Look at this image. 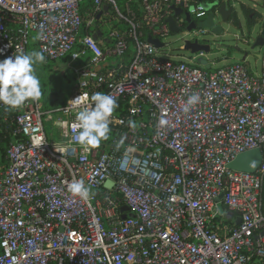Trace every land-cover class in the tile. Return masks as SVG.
<instances>
[{
  "label": "built area",
  "instance_id": "1",
  "mask_svg": "<svg viewBox=\"0 0 264 264\" xmlns=\"http://www.w3.org/2000/svg\"><path fill=\"white\" fill-rule=\"evenodd\" d=\"M206 1L0 0V60L45 50L46 60H68L74 78L55 109L28 101L9 118L0 104L1 120L24 138L4 160L0 151V264H264V46L256 74L243 62L212 69L207 60V69L197 62L204 53L169 55L162 42L206 32L185 19H204ZM97 91L119 107L110 139L84 152L73 124ZM192 93L200 103L185 112ZM252 148L262 154L254 172L228 168ZM74 177L91 186L90 201L67 191Z\"/></svg>",
  "mask_w": 264,
  "mask_h": 264
},
{
  "label": "clouds",
  "instance_id": "2",
  "mask_svg": "<svg viewBox=\"0 0 264 264\" xmlns=\"http://www.w3.org/2000/svg\"><path fill=\"white\" fill-rule=\"evenodd\" d=\"M43 38V33H38L33 37L34 40ZM44 51L32 50L23 54L17 52L18 55L14 57L9 56L0 60V104L4 105L6 109H18L28 101L41 99L43 93L41 81L37 75V66L46 62ZM83 99L89 101L88 95L85 94ZM200 99L197 93L188 95L183 110L189 112L192 107L200 103ZM73 102L79 106L81 97L79 96ZM118 107L117 98L113 95L99 91L93 92L90 96V102L76 112L73 128L78 129V133L72 137V141L78 144L84 152L99 148L103 141L110 139L112 131L110 124ZM167 123L168 121L163 118L162 114L159 125L163 127ZM128 126L134 129L137 124L130 119ZM125 140L126 137L121 136L115 142L117 150L125 145ZM67 191L72 196L79 197L84 201H90L91 197L94 196L91 186L86 184L82 177H74L68 182Z\"/></svg>",
  "mask_w": 264,
  "mask_h": 264
},
{
  "label": "rangeland",
  "instance_id": "3",
  "mask_svg": "<svg viewBox=\"0 0 264 264\" xmlns=\"http://www.w3.org/2000/svg\"><path fill=\"white\" fill-rule=\"evenodd\" d=\"M206 1V0H205ZM208 4V2H204ZM243 4V8L242 5ZM235 15L238 19V25H232L229 23H222L225 31L224 45H228L229 48H222L221 50L218 47L212 45V51L209 54H205V58L212 63V69L224 67L226 65L234 64L241 62L244 53H247L245 61L248 62V69L252 73L260 74L262 67L260 58L257 57V54H260L263 50V47L251 48L253 45L254 39L258 37L260 31L262 30V23L264 21V0H237L234 4ZM218 21V18L216 19ZM117 21L113 20L107 22L105 25L100 26V30L106 33L113 24H116ZM240 25V27H239ZM199 42H210L215 40L211 36H201L194 35V33H170L166 37L162 38V42L166 44L165 52L169 55L183 54L186 57L190 56V53L183 48L184 40H195ZM237 44V47L240 51L234 50L232 47ZM264 46V45H263ZM163 54V53H161ZM195 56V54H191ZM72 66L68 60H56L49 61L42 65L37 70V75L39 78H44L46 81V86L44 89L49 90L50 93L55 91L59 100L65 101L71 94V89L74 84L73 73L70 67ZM57 67V71H54V68ZM64 71L65 74L62 75L60 71ZM41 102L43 103L42 97ZM44 107V106H43ZM44 128L49 138L55 139L56 129L52 127L51 122L44 120ZM54 134V137L51 136Z\"/></svg>",
  "mask_w": 264,
  "mask_h": 264
},
{
  "label": "water",
  "instance_id": "4",
  "mask_svg": "<svg viewBox=\"0 0 264 264\" xmlns=\"http://www.w3.org/2000/svg\"><path fill=\"white\" fill-rule=\"evenodd\" d=\"M198 2H201L202 0H197ZM205 9L207 11L206 17L202 19L199 22H194L189 13H185V19L188 22L187 29L188 30H193V29H205L206 31H210L212 34H214L217 38H222V36L225 37L224 33V28L219 25L218 23H227L230 20H233V16L235 15L234 10V5L227 6L226 3H221L218 5V2L215 3H208L204 4ZM104 10H108V7L105 6ZM176 14L181 13V8H173ZM218 18V21L216 19ZM169 28L173 32H178V28L175 26L174 21L171 17L167 19ZM240 27V25H239ZM264 29L261 30L260 35L254 39L253 45L251 46L252 49L255 47H263L264 45ZM101 36V32L97 31L94 35L93 38L97 39ZM147 41L152 43L155 47H161V43L158 39H153L152 37H148ZM183 48H185L186 51H188L190 54H197V53H205L207 54L209 52V45L207 44H202L198 43V41H189V40H184L183 41ZM236 44V43H235ZM218 47V46H217ZM229 48L228 45H223L222 48ZM220 48V47H218ZM236 51H240L239 48L237 47V44L232 47ZM247 56V53L243 54V57L241 59V62H243L245 65L248 66V62L245 61ZM257 57L260 58V54H257ZM197 62L204 66L205 68L209 69L210 65L207 62L206 58L199 57L197 59ZM262 159V154L260 149L255 148L251 150L244 151L240 154H238L227 166L228 168L232 170H237V171H242V172H254L258 166L261 163ZM105 184L110 185V181H106ZM129 207L127 205H122L120 207V210L122 212L121 217L125 218L126 217V212L128 211ZM129 217H134V213L130 212L128 214ZM237 223H239V219L237 220ZM264 235V232H262Z\"/></svg>",
  "mask_w": 264,
  "mask_h": 264
},
{
  "label": "trees",
  "instance_id": "5",
  "mask_svg": "<svg viewBox=\"0 0 264 264\" xmlns=\"http://www.w3.org/2000/svg\"><path fill=\"white\" fill-rule=\"evenodd\" d=\"M218 2L219 4H221L223 3V0H218ZM243 7L244 6L242 5V8ZM262 28L264 29V21L262 23ZM35 45L36 43L33 40L31 43V48L35 47ZM44 80H45L44 78L42 77L40 78L41 90L43 93L42 95L43 106H44L43 109L52 110L62 105L64 101L59 100L58 93L56 95L54 90L52 93H50L49 90L47 91L46 89H44V87L46 86V81ZM4 114L8 115V117L11 118L14 113L12 110L5 108ZM1 119H2V115H0V151H1L2 160H4V155L9 143L23 141L24 138L20 134H13L14 126L11 125L10 122L4 123Z\"/></svg>",
  "mask_w": 264,
  "mask_h": 264
},
{
  "label": "flooded vegetation",
  "instance_id": "6",
  "mask_svg": "<svg viewBox=\"0 0 264 264\" xmlns=\"http://www.w3.org/2000/svg\"><path fill=\"white\" fill-rule=\"evenodd\" d=\"M232 25H238V19H237V17H236V15H234L233 16V20L231 21H229ZM229 22H227V23H229ZM219 25H221L222 27H223V24L221 23V22H219L218 23ZM262 30H263V28H262ZM261 32V31H260ZM224 33H225V31H224ZM260 35V34H259ZM258 35V36H259ZM201 36H211V38L212 39H215V40H213V41H211V43L210 42H202V44H207V45H209V52L207 53V54H209V53H211V51H212V45H214L215 47H220V48H218V49H222V47H223V43H224V40H223V38H224V36H222V38H217L214 34H212L210 31H206V32H204ZM263 37H264V35H263ZM260 55H261V53H260Z\"/></svg>",
  "mask_w": 264,
  "mask_h": 264
},
{
  "label": "crops",
  "instance_id": "7",
  "mask_svg": "<svg viewBox=\"0 0 264 264\" xmlns=\"http://www.w3.org/2000/svg\"><path fill=\"white\" fill-rule=\"evenodd\" d=\"M237 0H223V3H226L227 4V6H230L231 4H235V2H236ZM252 1H255V0H252ZM89 2L88 1H84L82 4L83 5H87ZM243 5V4H242ZM241 5V6H242ZM203 58H205V56L203 57ZM37 69H39V71L42 73H44V71H41L40 69V67H38ZM54 71H57V67H55L54 68ZM60 71V70H59ZM60 73L63 75V71H60Z\"/></svg>",
  "mask_w": 264,
  "mask_h": 264
}]
</instances>
